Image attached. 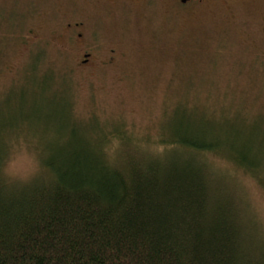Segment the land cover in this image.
I'll use <instances>...</instances> for the list:
<instances>
[{
  "label": "rangeland",
  "instance_id": "1",
  "mask_svg": "<svg viewBox=\"0 0 264 264\" xmlns=\"http://www.w3.org/2000/svg\"><path fill=\"white\" fill-rule=\"evenodd\" d=\"M173 5L0 0V150L7 147L8 182L31 180L62 145L95 147L108 136L109 157L129 146L157 155L163 140L188 125L238 130L264 163V0ZM74 21L83 22L80 38L64 30ZM199 160L264 243L258 192L233 191V178L250 173L213 153ZM250 175L264 185V171L261 182Z\"/></svg>",
  "mask_w": 264,
  "mask_h": 264
},
{
  "label": "trees",
  "instance_id": "2",
  "mask_svg": "<svg viewBox=\"0 0 264 264\" xmlns=\"http://www.w3.org/2000/svg\"><path fill=\"white\" fill-rule=\"evenodd\" d=\"M239 132L178 127L157 155L109 157V136L70 143L25 183L5 179L0 150V264H264V243L199 160L220 155L261 182Z\"/></svg>",
  "mask_w": 264,
  "mask_h": 264
},
{
  "label": "snow or ice",
  "instance_id": "3",
  "mask_svg": "<svg viewBox=\"0 0 264 264\" xmlns=\"http://www.w3.org/2000/svg\"><path fill=\"white\" fill-rule=\"evenodd\" d=\"M233 191L237 195H249L251 196L254 192H258L261 202L264 203V185L259 188L255 185L254 177L250 174L245 175L240 173L233 178Z\"/></svg>",
  "mask_w": 264,
  "mask_h": 264
},
{
  "label": "flooded vegetation",
  "instance_id": "4",
  "mask_svg": "<svg viewBox=\"0 0 264 264\" xmlns=\"http://www.w3.org/2000/svg\"><path fill=\"white\" fill-rule=\"evenodd\" d=\"M172 3L174 4L173 6H175V8H183V7H189V6H201L203 5L205 2H207V0H171ZM83 28V22L80 21H74V22H68L65 25L64 30L66 32H71V34L75 35L76 37H81L82 33L80 32V29ZM78 30V31H77ZM84 59L82 61V63H86L89 57V53H84L83 54Z\"/></svg>",
  "mask_w": 264,
  "mask_h": 264
}]
</instances>
